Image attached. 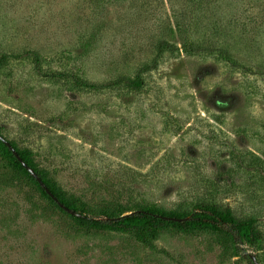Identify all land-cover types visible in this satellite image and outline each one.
<instances>
[{
  "label": "rangeland",
  "instance_id": "1",
  "mask_svg": "<svg viewBox=\"0 0 264 264\" xmlns=\"http://www.w3.org/2000/svg\"><path fill=\"white\" fill-rule=\"evenodd\" d=\"M163 40L175 51L137 91L79 87L11 58L0 68L2 135L90 204L215 203L256 218L264 235V0H0V56L38 51L43 72L135 77ZM188 42L226 48L246 69ZM10 175L0 159V264H250V254L264 264V238L235 251L213 233L165 230L150 246L79 227Z\"/></svg>",
  "mask_w": 264,
  "mask_h": 264
},
{
  "label": "trees",
  "instance_id": "2",
  "mask_svg": "<svg viewBox=\"0 0 264 264\" xmlns=\"http://www.w3.org/2000/svg\"><path fill=\"white\" fill-rule=\"evenodd\" d=\"M183 48L190 53H218V56L231 66L240 69L245 68L240 62L234 59L229 50L223 47H200L188 42L184 44ZM175 49V46L167 40L160 41L156 47V57H154L150 64L144 65L135 77L119 76L112 81L102 84L83 80L74 74L43 72L42 57L40 53L35 50H29L22 54H2L0 56V68L6 66L13 57L30 58L34 63L36 72L45 77L72 78L76 86L88 87L95 90L124 86L130 90L137 91L144 85L142 75L157 67L160 56L166 50L175 51ZM0 134H2L1 131ZM9 141L18 151L22 159H24V161L43 179L55 197L65 206L76 211L80 215L70 214L49 196L39 182L16 158L10 148L0 139V159L4 160L11 173L10 176L4 178L5 181L10 183L17 182L34 189L38 192L40 197L46 201V205L43 207L44 212L59 211L65 214L79 227L132 233L138 240L150 246L161 232L165 230H175L186 234H195L199 232L213 233L222 239L225 248L228 250L235 249V251L238 249V243L247 244L256 248L259 247L263 241L264 235L258 226L256 218L238 216L231 207H222L215 203H196L190 211L167 210L154 204L141 203H137L135 206H127L121 203L104 206L90 204L82 200L81 197L67 191L52 175H50L48 170L39 167L32 150L28 148H19L14 141ZM248 260L250 264H254L251 258H248Z\"/></svg>",
  "mask_w": 264,
  "mask_h": 264
},
{
  "label": "water",
  "instance_id": "3",
  "mask_svg": "<svg viewBox=\"0 0 264 264\" xmlns=\"http://www.w3.org/2000/svg\"><path fill=\"white\" fill-rule=\"evenodd\" d=\"M0 139L10 148V150L13 152V154L16 156V158L31 173V175L39 182V184L44 188V190L49 194V196H51L56 202H58V204L63 209H65L66 211H68L70 214H72V215H80L76 211H74V210L68 208L67 206H65L63 203H61L55 197V195L52 193V191L45 184V182L43 181V179L38 175V173L27 162L24 161V159H22V157L19 155L18 151L15 149V147L10 143V141L8 139H6L2 134H0ZM249 257L251 258V260H252V262L254 264H260L258 258L255 255L250 254Z\"/></svg>",
  "mask_w": 264,
  "mask_h": 264
},
{
  "label": "clouds",
  "instance_id": "4",
  "mask_svg": "<svg viewBox=\"0 0 264 264\" xmlns=\"http://www.w3.org/2000/svg\"><path fill=\"white\" fill-rule=\"evenodd\" d=\"M172 198L176 203H179V200L175 196H173Z\"/></svg>",
  "mask_w": 264,
  "mask_h": 264
}]
</instances>
